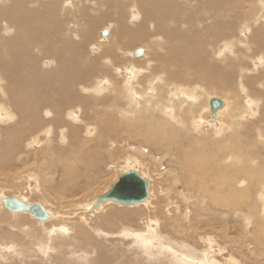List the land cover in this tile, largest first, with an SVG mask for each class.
Instances as JSON below:
<instances>
[{
    "label": "bare ground",
    "instance_id": "obj_1",
    "mask_svg": "<svg viewBox=\"0 0 264 264\" xmlns=\"http://www.w3.org/2000/svg\"><path fill=\"white\" fill-rule=\"evenodd\" d=\"M117 146L131 150L121 169L148 181L147 198L92 210L117 178L71 200L79 218L61 225L49 191L92 196ZM156 155L169 184L154 189L140 168ZM0 176L23 203V181L43 199L49 219L35 221L51 228L39 253L56 251L53 262L67 247L71 264H118L88 257L103 250L89 215L100 240H130L133 264H264V0H0ZM114 224L126 228L105 230Z\"/></svg>",
    "mask_w": 264,
    "mask_h": 264
},
{
    "label": "rangeland",
    "instance_id": "obj_2",
    "mask_svg": "<svg viewBox=\"0 0 264 264\" xmlns=\"http://www.w3.org/2000/svg\"><path fill=\"white\" fill-rule=\"evenodd\" d=\"M105 26H107L106 24H104L102 27H104V28H106ZM99 28V30H98V32L96 33V35L98 36V34H99V31H100V29H102V31H101V34L103 33V31H104V29L103 28ZM97 31V30H96ZM138 49H142V48H135L134 49V51H136V50H138ZM130 143H135V142H133V141H131ZM121 147V148H120ZM122 146H117V149H119V150H117V151H115L116 153L113 155V158H112V164L110 165L109 164V166L107 167V166H104V165H106V164H102L101 165V169L99 168V167H97L98 169V171L96 172V174H99L100 173V171H101V174L103 175H99V177L98 178H100V179H98V182H96L95 183V185L93 186V189L91 190V191H93V192H91L92 193V196L90 195V193L88 192V191H82V193H81V191L80 192H78L77 194H75V196L72 198L71 196H65V198H63V199H60V200H57V194L55 193V192H57V190L56 189H53V190H51V191H49L51 194V196L49 197V198H47L46 199V204H45V206L46 207H49L51 210H57V208H59L58 210L60 211V212H66V214H65V216L67 217H65L64 218V221H60V223H61V225H64V226H68V224H70L71 222H74L75 221V223H76V221H77V219L79 218V215H76V214H80L79 212H77V211H74V208L71 206L73 203H74V201H75V199L76 200H80V201H89V200H91L92 198H94V197H96L98 194H100L102 191H104V188L106 189L107 187H109L110 185H108V184H111V182L110 181H112L113 183H114V181L117 179V178H119V176L120 175H122V173H124L123 171H122V169L121 168H123V166H124V158L127 156V155H129V154H131L132 152H131V150H127L126 148H123ZM121 149V150H120ZM124 149L126 150V153H127V151H128V153L127 154H125V152H124ZM121 151V152H120ZM121 153V154H120ZM144 154H146V151H145V153ZM126 155V156H125ZM119 156V157H118ZM154 157H156V158H152L151 160V162L154 164V167H152V168H150L149 170H148V173H147V169L146 168H140V170L141 171H146V176H148L149 175V178H151V179H153V180H151L150 179V181H152L151 182V184H152V186L154 187V189H156L160 184H162V185H164V186H167L166 184H169V182L168 181H166V180H163V179H165L166 177H164V175H165V173L164 172H166V169H167V159H162V161H160L159 162V164H158V160H156L157 159V157H158V159H159V156L158 155H156V156H154ZM118 160H120V161H118ZM164 160V161H163ZM166 160V161H165ZM121 162V163H120ZM107 163H109L108 161H107ZM116 165H115V164ZM123 163V166H121V164ZM33 164V163H32ZM153 164H152V166H153ZM157 164V165H156ZM19 165V168H21L22 166H23V164L22 163H20V164H18ZM116 167H115V166ZM119 165V166H118ZM165 165V166H164ZM35 165H32L31 167H34ZM106 169V171H105V169H103V167ZM110 166H111V168H113V170H111V168H110ZM30 167V168H31ZM115 167V168H114ZM32 170H33V168H32ZM35 170V169H34ZM109 171V172H108ZM111 171V172H110ZM150 171V172H149ZM164 171V172H163ZM99 172V173H98ZM109 173H110V175H109ZM164 174V175H163ZM161 175H163V176H161ZM105 176V177H104ZM151 176V177H150ZM104 177V178H103ZM107 177V178H106ZM105 178L107 179V180H105ZM109 178V179H108ZM162 178V179H161ZM1 179H4L5 180V178L3 177V176H0V183L1 182H3ZM97 179V178H96ZM95 179V180H96ZM158 179V181H157V183H156V180ZM104 181V182H103ZM153 181H155V182H153ZM161 181H163V182H161ZM164 181H165V183H164ZM6 182H7V184H6ZM12 182V181H11ZM10 182V180H5V182H3L2 184H0V186H1V188L3 189V188H6L5 189V191H7L8 190V192H5L4 191V189H3V191H4V194L6 195L4 198H7V197H16L17 199H20L19 197H17L15 194H12V193H14L15 192V190H11L10 189V186L11 185H9V184H12ZM99 182H100V184H99ZM110 182V183H109ZM167 182V183H166ZM32 185H31V187L34 185V183L31 181L30 182ZM23 188H24V190L22 191V196H24V197H27V199L29 200V202H31L32 204L33 203H38V204H43V199L42 198H39L40 196L39 195H36L37 193H33V194H31V196H30V193L28 192V194H27V191H28V189H30V188H28L27 186H26V184H25V182L23 181ZM155 184H157L156 186H155ZM7 186V187H6ZM107 186V187H106ZM98 187H99V189H98ZM101 187V188H100ZM156 187V188H155ZM160 187V186H159ZM27 189V191H25ZM101 190V191H100ZM12 191H14V192H12ZM10 192V193H9ZM16 194H18L17 192H15ZM88 194V195H87ZM85 195V197H83ZM96 195V196H95ZM39 196V197H38ZM87 196V197H86ZM91 196V197H90ZM36 197H38V199L36 198ZM76 197V198H75ZM80 199H79V198ZM72 198V199H71ZM71 200H74V201H72V202H70ZM194 200V199H193ZM193 200H191V202H193ZM62 201H63V203H62ZM31 203H29V204H31ZM48 204V205H47ZM55 204V205H54ZM116 204V205H115ZM140 204V202L139 203H136V204H133V206H137V205H139ZM28 205V204H27ZM56 206V207H55ZM106 206L107 207H114V208H117V209H119V210H122V209H124L125 208V206H129V205H119V204H117V203H112V202H110V203H108V205L106 204ZM55 207V208H54ZM191 205H189V207H188V210L186 211L187 212V214H191V213H193L194 212V210H193V207H192V209H191ZM122 208V209H121ZM69 210V211H68ZM191 210H193L191 213H190V211ZM145 212V211H144ZM74 213H76V214H74ZM24 214V213H23ZM147 214H149V213H147ZM69 215H71V216H69ZM12 216H15V217H12ZM17 216V217H16ZM21 216H23V217H21ZM78 216V217H77ZM96 216V215H95ZM68 217H69V219H68ZM89 217H91V218H89ZM74 220H73V219ZM87 218V219H86ZM92 216H89V215H87V216H85L84 217V220L86 221V223H87V225L88 226H86L85 228H86V230L88 231V233L90 234V235H92L93 236V240H94V242H99L98 244H97V246H99V245H101L102 247H103V250H102V253H100V251L98 252V253H96V252H94L92 249L91 250H89V252H88V257L90 258L91 257V259L90 260H92V261H94V259L97 257V255H104V256H106V257H113V258H116V260L118 261V264H123L122 262H125V263H128V264H133L132 263V261L131 260H134V256H133V254H131V250H130V247H129V244H127V243H129L130 242V240L129 239H127V238H123V237H121V235H118V234H114V235H112V236H105V237H103V241L102 240H100L101 238H99L97 235H95V233H93V230L91 229V228H93L94 227V225L93 224H91V223H93V222H91V220H92ZM71 219V220H70ZM11 220V221H10ZM13 220V221H12ZM33 218H31L30 216H28L27 214L26 215H17V214H13L12 215V213L11 212H9L7 209H5L3 206L1 207L0 206V258H2L1 256H5V255H8L7 256V258H6V256H5V259L4 258H2V259H4L3 261H2V259H0V263H3V264H19V261H21L20 262V264H33V263H35L36 262V264H62V263H66V262H68V263H66V264H71L72 262V260H69L68 259V256L67 255H64V253L65 252H63V254L62 255H60L59 256V258H57V260L55 261V262H53V259H52V257H55L57 254L55 253L56 251H51L52 252V255L48 258H45L44 256L42 257V255L39 253V243H41L42 241L43 242H45V238H46V234H47V231H48V229L49 228H51L50 227V224L48 223H46V224H44V226L43 225H39V224H37V222L34 220V222H33ZM80 220V219H79ZM89 220V221H88ZM32 221V222H31ZM66 221V222H65ZM71 221V222H70ZM81 221V220H80ZM63 222V223H62ZM82 222V221H81ZM80 222V223H81ZM91 222V223H90ZM36 223V224H35ZM65 223V224H64ZM16 224V225H15ZM140 224H141V221H140ZM31 225V226H30ZM13 226V227H12ZM25 226V227H24ZM48 226V227H47ZM89 226L91 227V228H89ZM118 226V227H117ZM125 227L126 228V225L125 224H114V227H109L108 229L107 228H105V227H103L102 226V228L104 229L105 228V230H110V231H112V232H114V231H116V233L117 232H119V230L121 229V227ZM129 226V225H128ZM141 226V225H140ZM143 226V225H142ZM19 229V230H18ZM25 229V230H24ZM27 229H29V230H27ZM35 229V230H34ZM39 229H41V230H39ZM105 230H104V232H105ZM92 231V232H91ZM25 233V234H23V233ZM37 232V233H36ZM42 232V233H41ZM16 234V235H14V237H16L15 239L16 240H9L8 238H11L9 235H11V234ZM28 233H30V234H28ZM71 235V232H68V235ZM26 237V238H25ZM32 237H35V238H32ZM96 237V238H95ZM114 237H116V238H114ZM99 238V241H97L96 239H98ZM4 239H5V241H4ZM30 239V240H29ZM119 240H120V242H119ZM122 240V241H121ZM18 241V242H17ZM116 241V242H115ZM9 242H12V243H14V244H18L16 247H17V249H16V251L17 250H19V252H18V254H14V253H16V252H11V251H9L10 249H8V248H4V244H7L8 243V245H9ZM36 242H38V243H36ZM104 242V243H103ZM127 242V243H126ZM29 243V244H28ZM36 243V244H35ZM125 243V244H124ZM21 244H23V245H21ZM116 245V246H115ZM126 245V246H125ZM27 246V247H26ZM56 246V245H55ZM81 246V245H80ZM8 247H10V246H8ZM83 247H85V246H82L81 248H83ZM6 250H4V249ZM28 248V249H27ZM87 248V247H86ZM248 248V249H247ZM247 248H242V250L240 251L241 253H245V251L247 250H251L252 249V247L250 246H248ZM97 249V248H96ZM12 250V249H11ZM28 250H31V251H29L28 252ZM3 251V252H2ZM64 251H67L66 253H68L70 250H68V248L66 247V249L64 250ZM84 251H88V249H84ZM253 251V250H252ZM24 254H23V253ZM30 253V254H28V253ZM92 252H94V253H92ZM4 253H6V254H4ZM27 253V254H26ZM33 253V254H32ZM65 253V254H66ZM96 253V254H95ZM13 254V255H12ZM20 254H22L23 256H26V257H24V258H28V260L29 261H31V262H33V263H30L28 260H22V258H23V256H21ZM26 254V255H25ZM15 255V256H14ZM20 257H19V256ZM30 257H29V256ZM34 256H36V257H34ZM65 256V257H64ZM67 256V257H66ZM14 257V258H13ZM33 257V258H32ZM58 257V256H57ZM19 258V259H18ZM23 258V259H24ZM63 258L66 260V262H64L65 260H63ZM67 258V259H66ZM12 259V260H11ZM15 259V260H14ZM21 259V260H20ZM45 259V260H44ZM60 259V260H59ZM52 260V261H51ZM14 261H15V263H14ZM24 261L26 262V263H24ZM61 261H63L62 263H61ZM23 262V263H22ZM75 264H77V263H75Z\"/></svg>",
    "mask_w": 264,
    "mask_h": 264
},
{
    "label": "water",
    "instance_id": "obj_3",
    "mask_svg": "<svg viewBox=\"0 0 264 264\" xmlns=\"http://www.w3.org/2000/svg\"><path fill=\"white\" fill-rule=\"evenodd\" d=\"M104 36V32L102 33ZM142 50H136L133 53L134 57H139ZM212 115L215 110L222 105L218 99H211L209 101ZM148 196V181L142 178L134 170L122 173L118 181L110 187L105 193L100 195L91 206L94 210L100 203L112 201L119 205H133L143 202ZM0 204L13 214L25 213L37 222H44L49 219L45 209L38 203L25 204L16 197L1 198Z\"/></svg>",
    "mask_w": 264,
    "mask_h": 264
}]
</instances>
